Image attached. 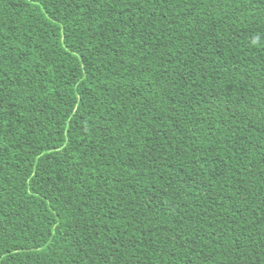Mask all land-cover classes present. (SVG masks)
Returning <instances> with one entry per match:
<instances>
[{"label": "trees", "instance_id": "16d2710c", "mask_svg": "<svg viewBox=\"0 0 264 264\" xmlns=\"http://www.w3.org/2000/svg\"><path fill=\"white\" fill-rule=\"evenodd\" d=\"M0 264H264V0H0Z\"/></svg>", "mask_w": 264, "mask_h": 264}]
</instances>
